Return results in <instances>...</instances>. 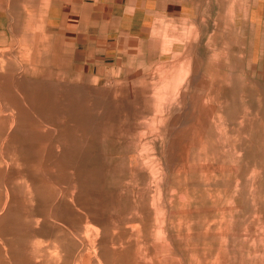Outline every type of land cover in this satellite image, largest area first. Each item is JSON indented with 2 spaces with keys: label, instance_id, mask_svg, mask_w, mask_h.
Instances as JSON below:
<instances>
[{
  "label": "rangeland",
  "instance_id": "obj_1",
  "mask_svg": "<svg viewBox=\"0 0 264 264\" xmlns=\"http://www.w3.org/2000/svg\"><path fill=\"white\" fill-rule=\"evenodd\" d=\"M106 1L0 0V264H264V0Z\"/></svg>",
  "mask_w": 264,
  "mask_h": 264
},
{
  "label": "crops",
  "instance_id": "obj_2",
  "mask_svg": "<svg viewBox=\"0 0 264 264\" xmlns=\"http://www.w3.org/2000/svg\"><path fill=\"white\" fill-rule=\"evenodd\" d=\"M165 1H168V0H155V3H153L155 9L162 10V8L165 6ZM171 1L178 2V6L181 8V5L179 4V0H171ZM247 1H249V0H247ZM250 1L251 2H248L247 5L249 8H251V10L253 12V10H255L258 7L259 1L258 0H250ZM103 3L106 4L107 1L103 0ZM147 3H145L144 0H123L122 2L117 1L116 4L112 7V10L114 9V14H115V10L117 11L116 15L114 16V19H115V17H116V19L114 20L113 24L116 25L118 28L119 25L124 24V22L126 23V21H127L126 16L128 14L126 12V9L129 6L133 7V9H134V11H132L129 15L132 19L131 23L138 24L139 22H142V20H141L142 18H140V17H143L146 14H148L149 9L153 8V6L150 7L151 2L148 4ZM102 7H104V5H102ZM137 17H139L140 20H137ZM119 28L121 29V27H119Z\"/></svg>",
  "mask_w": 264,
  "mask_h": 264
}]
</instances>
